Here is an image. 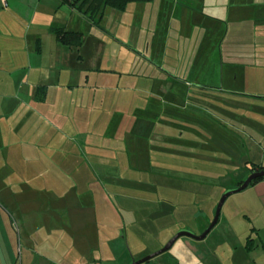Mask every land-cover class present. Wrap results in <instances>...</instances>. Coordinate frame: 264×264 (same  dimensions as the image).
I'll return each mask as SVG.
<instances>
[{
    "label": "crops",
    "instance_id": "obj_1",
    "mask_svg": "<svg viewBox=\"0 0 264 264\" xmlns=\"http://www.w3.org/2000/svg\"><path fill=\"white\" fill-rule=\"evenodd\" d=\"M82 2L0 0V161L12 170L20 163L23 172H60L71 181L63 187L52 177L56 174L46 183L44 173H35L37 183L30 175L18 183L0 182V201L20 203L25 211L40 202L42 217L48 212L66 221L38 230L39 250L50 255L38 254L24 264L109 260L112 252L99 232L91 242L72 221L109 223V205L97 195L93 165L108 177L120 167L139 165L164 170L172 179L174 174L185 179L177 172L189 170L192 186L205 180L199 173L206 165H214L219 174L207 173L227 188L232 176L231 185L237 181L233 172L246 168L233 155L242 145L236 131L244 130L264 152L257 139L264 141V0H152L129 3L124 10L103 6L96 24L77 7ZM57 29L80 33V44L62 43ZM250 115L261 118L257 125ZM208 138L216 143L207 144ZM35 185L40 189L31 194ZM51 187L53 210L40 196ZM257 188L240 207L256 230L252 249L244 241L251 230L241 213L231 212L210 251L193 239L183 243V256L173 254L179 259L175 263L159 264H264V180L246 189ZM48 234L59 236L51 249L43 244ZM121 252L124 256V246Z\"/></svg>",
    "mask_w": 264,
    "mask_h": 264
},
{
    "label": "rangeland",
    "instance_id": "obj_2",
    "mask_svg": "<svg viewBox=\"0 0 264 264\" xmlns=\"http://www.w3.org/2000/svg\"><path fill=\"white\" fill-rule=\"evenodd\" d=\"M206 96L210 98L212 94ZM207 101L212 102V98L210 100L207 99ZM208 102L205 104L208 105ZM222 108L226 109L225 107ZM204 113L210 118H214L212 111H204ZM248 117L252 118L251 120L255 124L258 120H261L257 115H250ZM1 124L6 127L5 120H2ZM228 125L227 127L230 128ZM231 129L233 130L234 128ZM236 134H238L242 145H238L236 153L233 155H236L235 158L242 165L245 162L246 168L242 167L244 170L233 172V175H238H235L236 178L238 177L235 186L240 181L239 179L243 181L250 174L248 168L254 167L257 164H261L264 167L263 150L258 149L245 136L244 130H241V132L236 131ZM257 139L261 143H264L263 140ZM206 142L207 144L211 142L216 143L215 139L211 140L209 138L206 139ZM7 165H2L0 161V182L3 183L8 181L22 182V180H26V176L30 175L31 182L34 181L37 183V181L43 179L44 182L48 183L52 180V177H54V180L56 177V180H59L65 185L63 187H68L67 185L71 184L70 178L65 177L60 172H35V169L31 172H23L20 170V163H15L13 170L7 167ZM93 167L95 184L100 188V192L97 195H101L100 197L104 200H102L104 205L106 202L109 205V208L107 207L109 223L108 225L98 223L90 224L85 218L73 217L75 213H71L70 215L73 217L72 221L75 223V226L78 229L80 228L86 231L84 233H87L89 241H95L97 239L96 235L99 232L104 244L106 242L108 243L107 246L112 252L109 260L105 259L102 263L98 264H122L124 260L126 262L129 261L128 264H131L132 261L141 259L159 250L173 235L181 230L188 231L196 236L201 234L212 221L216 206L222 194L226 190L235 187L231 185L233 176L230 178V182L228 181L230 184L227 188L219 186L216 175L219 172L217 169H214L217 167L214 165H206L204 170L200 171L199 175L202 176L204 174L205 180L197 186H192L191 182L193 181L190 178L193 177V172H188L189 170L177 172L180 175H184L185 179L176 178L178 176L176 174H174L176 177L172 179L165 176L166 172L164 170H158L156 168L152 170H140V165L136 168H131V170L121 169L120 167V170L113 172L112 176L110 175L109 177L102 175L103 172L97 171L94 165ZM226 168L228 167L223 166V170ZM208 171H212V173L216 172L215 178L208 174ZM35 173L44 174H42L43 177L40 179L34 177ZM59 174H61V177ZM5 176L8 177L7 181L5 180ZM1 177L4 179H1ZM96 186L95 188H97ZM39 189L40 187L35 185L30 192L34 194L33 192ZM50 189V192H44L40 195L46 200V203L43 200L42 203L47 208L51 207L50 205L53 203L50 196L54 190H52V187ZM64 189L67 191L71 190L70 188ZM258 189L253 191L244 189L230 195L221 206L219 213V218L221 215V221L216 223L205 239L196 242L206 251H210V248L213 247L212 244L217 238V232L222 229L224 218H230L229 214L231 212L241 213L240 207L245 203L246 197L249 198L252 194H257ZM43 190H49L48 186L44 185ZM77 197H80L79 194ZM77 200L83 201L81 198H77ZM41 207L43 208V205L40 202H36L25 211L20 203L10 204L0 201V212L4 214H0V264H24L28 260L27 258L33 259V256L37 260L38 254H43V256L50 255V252L39 250L38 245H41V242H38V239L42 238V236L38 233V230L41 227H47L48 224L52 227L60 223V221H62V224H65L66 221L64 219L58 220L53 218V214L49 216L48 212L46 215H43V217L46 216L47 218H43L41 215ZM161 214H165L164 216L167 215V218H158ZM240 217L245 220V226H248V229L251 230L245 237V241L247 237H251L252 232L255 233L256 231L248 224L249 218L247 217H250L249 214L246 216L241 213ZM169 233H172V235H169ZM83 234H78V238H82ZM56 237L59 236L46 235L43 244L48 249H51L52 246H55L56 239L54 238ZM166 237H168L167 241L162 244ZM185 242L190 243L194 242V240L182 236L174 242L168 251L142 264H148L149 262L159 264L162 260L169 259L175 263L179 259L173 254L181 253L180 255L183 256V253H185L183 243ZM123 246L124 256L121 252ZM104 255L106 256V252H104Z\"/></svg>",
    "mask_w": 264,
    "mask_h": 264
},
{
    "label": "trees",
    "instance_id": "obj_3",
    "mask_svg": "<svg viewBox=\"0 0 264 264\" xmlns=\"http://www.w3.org/2000/svg\"><path fill=\"white\" fill-rule=\"evenodd\" d=\"M150 1L152 0H83V2L79 4L77 7L80 9H83V13L84 14L86 13L85 15L90 20V22H92L93 24H96L97 22L96 20L100 16V12L102 9L101 7L103 6L104 7L108 6L116 10H124L129 3H138V2L145 3V2H150ZM55 34L62 43L71 44V45L80 44V40L82 37L80 33L63 31L62 29L55 30ZM260 169H264V167L260 165H254V167L248 168V170H250L249 173L253 171H258ZM263 179L264 177L255 178L251 181L250 185L260 180H263ZM241 183L242 181L240 180L236 186H239ZM245 246L249 250L253 248V242H252L251 237H247Z\"/></svg>",
    "mask_w": 264,
    "mask_h": 264
},
{
    "label": "water",
    "instance_id": "obj_4",
    "mask_svg": "<svg viewBox=\"0 0 264 264\" xmlns=\"http://www.w3.org/2000/svg\"><path fill=\"white\" fill-rule=\"evenodd\" d=\"M258 177H264V169H261L259 171H254L252 172L250 175L247 176V178L245 180L242 181V183L239 185V186H236L232 189H228L226 190L222 196L220 197L219 201H218V204L216 206V209H215V213H214V217L212 219V221L210 222V224L202 231L201 234L199 235H194L188 231H185V230H181L179 232H177L175 235H173L159 250L141 258V259H138V260H134L131 262V264H142V263H145L151 259H153L154 257L168 251L171 246L174 244V242L182 237V236H186V237H189L191 239H194V240H197V241H200V240H203L206 235L210 232V230L216 225L217 221H218V218H219V213H220V209H221V206L223 205L224 201L232 194L234 193H238L244 189H246L251 181L255 178H258Z\"/></svg>",
    "mask_w": 264,
    "mask_h": 264
},
{
    "label": "built area",
    "instance_id": "obj_5",
    "mask_svg": "<svg viewBox=\"0 0 264 264\" xmlns=\"http://www.w3.org/2000/svg\"><path fill=\"white\" fill-rule=\"evenodd\" d=\"M2 2L4 3V2H5V0H2Z\"/></svg>",
    "mask_w": 264,
    "mask_h": 264
},
{
    "label": "flooded vegetation",
    "instance_id": "obj_6",
    "mask_svg": "<svg viewBox=\"0 0 264 264\" xmlns=\"http://www.w3.org/2000/svg\"><path fill=\"white\" fill-rule=\"evenodd\" d=\"M260 170H261V169H260ZM258 171H259V170H258ZM253 172H254V171H253ZM251 173H252V172H251ZM251 173H250V174H251ZM250 174H249V175H250Z\"/></svg>",
    "mask_w": 264,
    "mask_h": 264
}]
</instances>
